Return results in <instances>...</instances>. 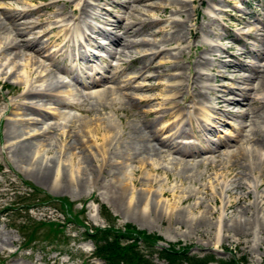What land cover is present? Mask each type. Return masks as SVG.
Here are the masks:
<instances>
[{"label": "rangeland", "instance_id": "374dc122", "mask_svg": "<svg viewBox=\"0 0 264 264\" xmlns=\"http://www.w3.org/2000/svg\"><path fill=\"white\" fill-rule=\"evenodd\" d=\"M16 9L30 11V14L7 21L5 16H14ZM40 16L45 20L39 22ZM0 17V49L4 50L1 49L2 54L0 52V264H105L95 258V246L86 235L85 228H101L109 224L122 231L126 226H132L137 231L154 236L152 240L155 244L150 255L156 263L163 262V249L174 247L198 257H210L213 264L223 261L264 264V169L257 159L262 156L264 160V143H258L264 135V110L261 108L264 93L252 91L258 85L254 79L246 84L239 79L253 78L251 72L230 69L236 63L257 65L259 68L264 66V61L258 62L255 55H242L251 50L263 52L264 26L261 23H264V0H0ZM60 17L65 20L64 24H80L79 31L84 30L91 37L90 59L82 48L74 46L71 34L65 39L64 32L59 31L61 27L57 22ZM175 20L179 21L177 26L173 22ZM26 23H35L37 27L25 31ZM51 27L57 30L50 33ZM127 30L130 34L124 37ZM255 32L263 36L255 38ZM19 33H22L19 41L39 44L43 54L20 46L12 48L14 53L20 52L18 59L13 58L14 53L9 55L11 52L6 50L9 45L5 44V38L13 40ZM114 37H123L126 42L135 41L139 45L112 58L109 51L113 47L108 45ZM100 44L107 48L100 49L97 47ZM29 60H38L36 66H31L33 72L29 77L31 80L28 79V88L35 93L45 91L39 95L25 96L27 88L23 86L20 72L23 68L21 64L29 63ZM10 62L17 63L16 67L6 71ZM156 65L161 67L153 71ZM63 68L66 74L59 71ZM115 68L120 70L116 73ZM101 69L106 71L104 78L112 77L111 73H116V77L115 80H103L94 91L101 92L120 85V93H115L116 105L113 108L108 106L106 110L100 108L93 98H87V93L91 92H85L79 80L75 81L80 70L91 76L93 71ZM41 71L43 79L37 83L35 78ZM138 85L140 90L136 88ZM173 86L179 93L173 99L175 103H171L188 107L183 110L184 114H188L193 107L191 98L195 99L199 92H203L202 97L205 98H196L195 102L212 107V121L207 123L192 109L188 117L178 120V129L174 125L176 119L166 120L165 123L177 130L176 136L188 139L194 135L214 142H218L220 137L226 140V135L234 136L237 127L243 125L239 118L225 115L226 111L241 115L247 110L243 106L229 107L222 98L245 103L240 89L247 88L249 93H254L251 96L260 105L255 103L251 106L250 113L253 118L261 114L256 124L259 130L250 131L253 142H250L247 151L252 152H248L251 156L245 158L249 161L236 162L238 164L233 161L207 163L204 158L212 155L207 153L192 158L189 166H181L176 161L183 158L174 154L168 144H156L152 148V141L156 139L149 132L154 127L155 130L159 128L161 121L157 118L160 114H154V106L160 101L148 104L138 100L142 97L158 99L160 88L174 91ZM110 99L105 101L110 103ZM69 102L74 107L68 106ZM161 109L172 113L170 106L165 104ZM109 119L114 121L115 132L121 133V137L118 133L114 145L110 144V155L107 156L110 159L99 169L102 155L98 149L101 142H94L93 137L85 133L84 126L105 127ZM152 122L151 131H148L147 125L151 126ZM200 126L208 127L211 132L200 133ZM60 145H65V150L61 151ZM43 148H48L45 151L49 162H42L45 157ZM35 150L40 151L37 157ZM197 151L201 152L200 149ZM60 156L63 161L61 176L55 186V167ZM71 156L78 158L81 168L85 169L82 171L84 175L75 182L70 176L69 163L64 162ZM151 160L158 161L159 165L151 169L147 164V168L151 169V177L148 178V170L140 162L149 163ZM199 161L206 162L197 165ZM253 167L255 171L251 169ZM244 173H248L246 180L252 181L250 187L238 185V181L245 183L246 180L242 179ZM115 176L129 184L132 178L136 181V186L129 185V193L122 200L117 199L109 187ZM148 180H152L151 187ZM25 182L54 198L66 200L70 203L69 215L54 204L39 203L40 194L38 199L33 200L35 194ZM161 191L166 194L160 196ZM30 194L31 198L27 199ZM140 195L145 198L147 208L136 202ZM257 196L263 198L260 205H254ZM130 197L134 200L131 205ZM30 203L32 206L29 208L21 207ZM11 206L16 209L2 212L3 208ZM29 218L43 224L39 226L34 240L21 247L27 242L33 226ZM236 219L250 226L237 230L232 227ZM142 252L146 254V249Z\"/></svg>", "mask_w": 264, "mask_h": 264}, {"label": "bare ground", "instance_id": "6f19581e", "mask_svg": "<svg viewBox=\"0 0 264 264\" xmlns=\"http://www.w3.org/2000/svg\"><path fill=\"white\" fill-rule=\"evenodd\" d=\"M76 1V0H75ZM141 1H145V0H141ZM136 2V1H135ZM82 3V2H81ZM75 7V6H74ZM84 7V6H83ZM87 7V6H86ZM158 8V7H157ZM84 9V8H83ZM127 9H128V7H127ZM135 9V8H134ZM137 9V8H136ZM138 10V9H137ZM136 10V11H137ZM16 11H17V13L16 14H14V16L12 15V14H9V15H7V16H5V18H6V20L7 21H15V20H17L18 18H20V16H22V15H28V14H30V11H25V10H18V9H16ZM35 11V10H34ZM130 11V10H129ZM139 11V10H138ZM73 12V11H72ZM84 12V11H83ZM87 12V11H86ZM135 12V11H134ZM91 14V13H90ZM2 15V14H1ZM75 15V14H74ZM82 16H84V14L82 15ZM81 16V17H82ZM79 17V16H78ZM72 18V17H71ZM0 19H1V17H0ZM3 20V19H2ZM39 22H41V21H43V20H45V18L43 17V16H40L39 17ZM59 21L57 22V24L59 25L60 24V26L59 27H61L60 28V32H64V36H65V38H68V36L71 34L74 38H82V34H81V32L79 31V29H80V27H79V25H75V24H64L65 22V20H63V19H61V17L58 19ZM73 20V19H72ZM79 21V20H78ZM84 21V20H83ZM151 21V20H150ZM4 22V21H3ZM3 22L1 23V24H3ZM69 22V21H68ZM174 22V24L177 26L178 25V23H179V21H173ZM81 23H82V21H81ZM152 23H154V21H152ZM158 23V22H157ZM11 24V23H10ZM86 23H84L83 25H85ZM126 24V23H125ZM137 24V23H136ZM135 24V25H136ZM151 24V23H150ZM173 24V23H172ZM263 26H264V23L262 22L261 23ZM82 25V24H81ZM128 25V24H127ZM129 25H132V24H129ZM174 25V26H175ZM21 26V25H20ZM25 27V31H32L35 27H37V25H35V23H34V25H32L31 23H26L25 25H24ZM87 26V25H86ZM124 26V25H123ZM150 26V25H149ZM7 27V26H6ZM5 27V28H6ZM89 27V26H88ZM172 27H173V25H172ZM179 27V26H178ZM4 28V27H3ZM23 28V29H24ZM140 28H142V27H140ZM186 28V27H185ZM117 29V28H116ZM133 29V28H132ZM205 29V28H204ZM3 30V29H2ZM57 29H56V27H51L50 28V33L51 32H55ZM171 30V29H170ZM262 30V29H261ZM5 31V30H4ZM7 31V30H6ZM21 31H23V30H21ZM136 30L134 29L133 30V32H135ZM162 31V30H161ZM176 32H177V30H175ZM258 31V30H257ZM256 31V32H257ZM2 32V31H1ZM159 32V31H158ZM165 32V31H164ZM205 32V31H204ZM254 33L253 35H254V37L255 38H257L258 36H263L262 34H258V33ZM259 32V31H258ZM25 33V32H24ZM29 33V32H28ZM252 33V32H251ZM130 34V32L127 30V31H125L124 32V37H126L127 35H129ZM142 34V33H141ZM104 35V34H103ZM133 35H134V33H133ZM175 35V34H174ZM22 36V33H19L18 35H16L15 36V38L13 39V40H10L9 38H5V44L6 45H9V49H6V50H10V52H11V54H9V55H12L14 52H15V50H13L12 48H18V47H20V46H22L23 48H25V49H27V50H29V49H32L35 53H38V54H41L42 52H44V50L43 49H41L40 47H39V44H37V43H33V42H22V41H19V37H21ZM114 36V35H113ZM154 36V35H153ZM249 36H251V35H249ZM71 37V36H70ZM208 37V36H207ZM1 38V37H0ZM22 38V37H21ZM105 38V37H104ZM179 38H180V36H179ZM10 41H9V40ZM51 40V39H50ZM176 40V39H175ZM255 40V39H254ZM38 40H36L35 42H37ZM126 41H127V39H126ZM124 39H123V37H114L113 38V40H111V42H110V45L113 47V49L112 50H110L109 51V56L110 57H117L118 55H122L123 53H125L126 51H131L132 50V48L133 47H135V46H137V45H139L137 42H133V41H131V42H126ZM144 41H146V40H144ZM264 41V40H263ZM141 43H145V44H147V42H143V41H141ZM149 43V42H148ZM153 43V42H152ZM4 44V45H5ZM150 45V44H149ZM151 45H153V44H151ZM213 46V45H212ZM107 48V47H106ZM214 48V47H213ZM221 48V47H220ZM2 50H3V48H1ZM0 49V52H1V54H2V50ZM131 49V50H130ZM212 49V48H211ZM218 50H219V48H217ZM20 49H18V51H19ZM214 50V49H213ZM212 50V51H213ZM222 50V49H221ZM259 50V49H258ZM262 50H263V52H258V51H256V50H251V51H249V52H243L242 53V55L243 56H248V55H255V57H256V59L258 60V62L260 61H264V44H263V46H262ZM125 51V52H124ZM208 51V50H207ZM211 51V50H210ZM211 51V52H212ZM261 51V50H260ZM3 52H4V50H3ZM20 53V52H19ZM18 52L17 53H14V56H13V58L14 59H18L19 57H20V54H19ZM127 53V52H126ZM131 53V52H130ZM0 54V55H1ZM43 54V53H42ZM154 55V54H153ZM22 56H24V55H22ZM87 58H89V56L88 55H85ZM22 58V57H21ZM20 58V59H21ZM47 58H50L49 56L47 57ZM52 58V57H51ZM71 58V57H70ZM80 58V57H79ZM23 60V59H22ZM10 61V60H9ZM21 63H23V62H21ZM203 63V62H202ZM7 64V63H6ZM6 64H5V66H6ZM17 64V63H16ZM16 64L14 63V62H10V63H8L7 64V66H6V71L7 70H11V69H15V67H16ZM31 64V65H30ZM38 64V60L37 61H31V60H29V63L27 62V63H24V64H21V65H23V68L21 67V78H22V80H23V86L25 87V88H27V91H26V93H25V96H30L31 94H35V95H39L40 94V92H42V91H40L39 93H35V92H32L31 90L29 91V80H31V79H29V77H31V74H32V70H31V66L33 65V66H36ZM53 64V63H52ZM198 64V63H197ZM196 64V65H197ZM21 65H18V66H21ZM200 65V64H199ZM204 65V64H203ZM32 66V67H33ZM42 65L40 64V67H41ZM58 66V65H57ZM105 66V65H104ZM40 67H38L37 68V70L40 68ZM159 67H161V65L159 66ZM157 65L155 66V67H153V71H155L156 69H158L159 68ZM1 68V67H0ZM152 68V67H151ZM201 68V67H200ZM3 69V68H2ZM116 69V68H115ZM119 69V68H118ZM118 69H116L115 70V72L117 73V71H118ZM177 69V68H176ZM230 69H236V70H238V71H249V72H251L253 75H254V77L253 78H239L241 81H242V83H247V81H253V80H251V79H254L255 81H254V83H258V85H257V87H254V89L252 90L254 93L257 91V93H260L261 94V92H263L264 93V66H263V70H261V68H259V66H257V65H244V64H241V63H236V64H234L232 67H230ZM20 70V69H19ZM44 71H45V69H43ZM120 70V69H119ZM59 71H64V68L63 69H61V70H59ZM139 71V70H138ZM149 71V70H148ZM66 72L67 71H64V74H66ZM43 72L41 71L37 76H36V82L38 83V81L39 80H41V79H43L42 78V76L40 75V74H42ZM104 73H106V71L104 70V69H101V71H96V72H94V74L90 77V76H87L86 77V79H79L78 77H76L75 78V81H76V83L78 82V80H79V83H80V85H81V87L85 90V92L87 91V92H89V91H92V93H90L89 94V97L92 99L93 98V100L94 101H97L98 103H99V106H100V108H102L103 110H106L107 108H108V106H110V108H113L114 107V105H116V103H115V101H116V99H115V97H116V92L117 93H120V85L118 84L117 85V87L116 88H114V89H105V90H103V91H93L94 89L93 88H95L97 85H100V83H102V81L103 80H109V79H114L115 77H116V73H111L112 75V77H110V78H104L103 77V74ZM156 73V72H155ZM8 74V73H7ZM197 74V73H196ZM200 74V73H199ZM20 75V74H19ZM191 75H193V74H191ZM200 75H202V74H200ZM119 76V75H118ZM90 77V78H89ZM29 79V80H28ZM191 79V78H190ZM195 79V78H194ZM115 80V79H114ZM200 80V79H199ZM203 80V79H202ZM231 81H233V79H231ZM238 81V80H237ZM32 82V81H31ZM112 82V81H111ZM63 83V82H62ZM107 83V82H106ZM194 83V82H193ZM197 83V82H196ZM251 83V82H250ZM59 84H61V83H59ZM195 84V83H194ZM31 85V84H30ZM103 85V84H102ZM198 85V84H197ZM62 86V85H61ZM60 86V87H61ZM64 86V85H63ZM127 86V85H126ZM125 86V87H126ZM129 86V85H128ZM163 86V85H162ZM105 87V86H104ZM141 88V86L140 85H138L136 88ZM178 87V86H177ZM182 87V86H181ZM97 88V87H96ZM122 88V87H121ZM140 88H139V90H140ZM170 87H168V89H169ZM172 89L174 88L175 89V87L173 86V87H171ZM190 88V87H189ZM188 88V89H189ZM195 88V87H194ZM252 88V87H251ZM123 89V88H122ZM180 89V88H179ZM182 89V88H181ZM180 89V90H181ZM26 90V89H25ZM124 90V89H123ZM138 90V89H137ZM194 90V89H193ZM192 90V91H193ZM235 90V89H234ZM38 91V90H37ZM199 91V90H198ZM236 91V90H235ZM249 91L250 90H247V88H245V89H240V92H242L241 94H242V100L243 101H245V103L244 102H242V101H237V100H232V101H230V100H228V99H225V98H222V101H223V103L225 104V105H227V106H229V107H233V106H243V107H247V110L246 111H244V113H242L241 112V115L239 114V113H236V114H233V112H231V110L230 111H226L225 112V115H227V116H233V117H236V118H239L240 120H241V124H243L242 126H240V127H237L238 129L235 131V135L234 136H228V137H226V140H224L222 143H219V144H215V143H212L211 142V140L210 139H207V140H205V139H203V138H200L199 139V141L201 142V143H211V145L208 147V149H207V152L205 153V154H212V158H208V160H206L207 161V163H212V162H224V164L225 163H228V162H230V161H233L235 164H238V163H236V162H241L242 160H245V158H248L247 156H251L250 154H248V152H250V151H247L248 150V148H249V146H250V142H253V139L251 138V132L253 131V130H255V131H257V118H259L260 119V117H259V115L261 114H259V115H256L254 118L251 116V111H250V107L251 106H253V105H255V103L257 104L259 101H257L256 100V98L255 97H252L251 95H254V93H249ZM45 92V91H44ZM44 92H42V93H44ZM234 92V91H233ZM239 92V91H238ZM237 92V93H238ZM47 94H48V92H46ZM159 95H160V97L158 98V99H148V97H142V98H140L139 100H138V102H140V103H152L153 101H160L159 103H158V105H156V106H154L156 109H155V112H154V114L156 113V114H160L159 116H158V118H157V120H159V122H160V124H159V128H158V130H155V127L153 128L154 130L152 131V132H149V134H151V136H153V137H155V138H153L155 141H152L154 144H152L151 146H152V148H154V146L157 144H159V146H162V145H165V144H168L169 145V147H170V149H171V151H173L174 152V154H177L179 157H181V158H183V159H181L180 161H176V163H178V164H181V166L182 165H188L189 166V164H190V160L192 159V158H196V157H199L202 153H203V151L200 149V151L201 152H198L197 151V149H199V147L197 146V145H195V144H186V145H182L181 143H179V142H177V140H179V139H181L183 136H176L175 134H177V130L175 131L173 128H172V125H170L169 123H165V121L166 120H170V119H173V120H175V122H174V125H175V128L178 126V125H180L179 123V121L178 120H183L184 119V117H186L187 115H189L190 114V112H191V110L193 109L194 110V113L196 112V113H199V115L203 118V119H205V121L208 123V122H210V121H212V120H210V118L213 116L212 115V113H211V111H210V109H209V107H207V106H203L204 104H198V103H196L195 102V99L197 98V99H199L200 98V100H203V98H205L204 96L202 97V93L201 92H197L198 93V96H196V98L194 99V98H191V102H192V104H193V107H191L190 108V111H188V114H184V112H183V110H186V109H188V107H186V106H176V104L174 105L173 103H171V101L172 102H174L173 101V99L176 97V95L179 93V90L178 89H175L174 91L173 90H171V91H168V90H166V88H160V90H159ZM193 93V92H192ZM195 93V92H194ZM46 94V95H47ZM196 94V93H195ZM194 94V95H195ZM259 94V95H260ZM34 95V96H35ZM118 95V94H117ZM33 96V95H32ZM31 96V97H32ZM256 96V95H255ZM43 97V96H42ZM53 97V96H52ZM111 98L110 100H111V102L109 103H107L105 100H108V98ZM194 97V96H193ZM26 98V97H25ZM33 98V97H32ZM58 98V97H57ZM84 98V97H83ZM117 98V97H116ZM121 98V97H120ZM230 98H232V97H230ZM235 98V97H234ZM237 98V97H236ZM118 100V99H117ZM120 100V99H119ZM118 100V101H119ZM132 100V103H134L135 102V100L132 98L131 99ZM260 100V99H259ZM60 101V100H59ZM176 101V100H175ZM218 101V100H217ZM61 102V101H60ZM119 102H121V100L119 101ZM261 102H264V101H261ZM63 103V102H62ZM65 103V102H64ZM167 103V104H166ZM175 103V102H174ZM68 104V106H72V107H74V105H70L71 103L69 102V103H67ZM108 104V105H107ZM165 104V106H170V110L172 111V113H169L168 111H164V110H162L161 109V107L163 106ZM178 104V103H177ZM259 104V103H258ZM23 105H24V103H23ZM81 104H79V106H80ZM181 105V104H180ZM260 105V104H259ZM22 106V105H21ZM26 106V105H25ZM98 106V107H99ZM24 107V106H23ZM33 107V106H32ZM176 107H178L179 109H177V111H176ZM76 108V107H75ZM80 108V107H79ZM78 108V109H79ZM215 108V107H214ZM242 108V107H241ZM259 108V107H258ZM261 108H262V110H264V103L261 105ZM33 110V109H32ZM258 110H260V109H258ZM239 111V110H238ZM238 111H236V112H238ZM254 111H255V108H254ZM261 111V110H260ZM80 112H81V110H80ZM240 112V111H239ZM256 112V111H255ZM263 112V111H262ZM257 113V112H256ZM256 113H254V114H256ZM264 113V112H263ZM262 113V114H263ZM194 115V114H193ZM196 115V114H195ZM181 116H183V118H181ZM192 116V115H191ZM224 116V115H223ZM188 117V116H187ZM264 116H262V118H263ZM191 119H192V117H190ZM225 118V117H224ZM189 119V118H188ZM226 119V118H225ZM112 119H109L107 122H105V127H103V126H99V125H97V126H95V127H92L91 125H89V124H87V125H85L84 126V128H85V133H88V134H90L92 137H93V139H94V142H96V140H100V142H101V147H99V152H100V154L102 155V160L100 161V167H99V169H101L103 166V164H105V162H108V160L110 159V158H107V156L108 155H110L109 153H110V151H108V147L110 146V144L112 143L113 144V142L114 141H116L117 139V134L119 133H116L115 131V123L113 124V122L114 121H112ZM178 121V122H177ZM189 121H191V120H189ZM204 121V120H203ZM250 121V122H249ZM260 121V120H259ZM259 121H258V123H259ZM263 121V120H262ZM261 122V121H260ZM144 123V122H143ZM182 123V122H181ZM239 123V122H238ZM262 123H264V122H262ZM11 124V123H10ZM9 124V125H10ZM151 124V126H148L147 124V127H148V131H151V127L153 126V122L152 123H150ZM206 124V123H205ZM140 126V125H139ZM10 127H13V125L12 126H10ZM15 127V126H14ZM16 127H18V126H16ZM127 127V126H126ZM158 127V126H157ZM179 127V126H178ZM200 127H202V129H199L198 131H200V133H202V132H204V131H206V132H211V129H209L208 127H205V126H200ZM258 127H261V125L260 126H258ZM144 128V127H143ZM236 128V127H235ZM18 129V128H17ZM127 129V128H126ZM140 129V128H139ZM144 129H147L146 127L144 128ZM173 129V130H172ZM176 129H178V128H176ZM252 129V130H251ZM21 130V129H20ZM141 130V129H140ZM259 130V129H258ZM262 130V129H261ZM14 131H16V130H14ZM83 131V130H82ZM124 131V130H123ZM126 131V130H125ZM142 131H143V129H142ZM147 131V132H148ZM175 131V132H174ZM251 131V132H250ZM262 131H264V130H262ZM262 131H261V133H262ZM18 132H20V131H18ZM213 132V131H212ZM259 132V131H258ZM14 133V132H13ZM30 132H28L27 134H29ZM192 133V132H191ZM246 133H250V135H247L246 136ZM255 132H253V134H254ZM23 134V133H22ZM263 134V133H262ZM98 135H99V137L100 138H98ZM121 135V133H119V136ZM142 135V134H141ZM147 135V134H146ZM201 135V134H200ZM160 136H162L163 138H161V139H157L156 137H159L160 138ZM247 138H246V137ZM121 137V136H120ZM200 137V136H199ZM260 137V136H259ZM143 138V137H142ZM242 138H245V139H247V141L245 142ZM121 139V138H120ZM149 139V138H148ZM147 139V142H149V140ZM225 139V138H224ZM255 139V138H254ZM222 140V139H221ZM145 141V140H144ZM227 141V142H226ZM150 143V142H149ZM161 143V144H160ZM247 143H249V144H247ZM258 143H264V135L262 136V138L260 139V140H258ZM235 144V145H234ZM246 144H247V146H246ZM114 145V144H113ZM146 145V144H145ZM146 146H149V145H146ZM245 146H246V148H245ZM257 146V145H256ZM65 145H60V150L61 151H63V150H65ZM113 148H114V146H112ZM119 147V146H118ZM262 147V146H261ZM146 148V147H145ZM149 148V147H148ZM48 149V148H47ZM47 149L46 148H43V153L45 154V157L42 159V162H49V160H48V156L46 155V151H47ZM129 149V148H128ZM46 150V151H45ZM148 150V149H147ZM254 150V149H253ZM258 150V149H257ZM35 151H37V150H35ZM117 151H118V149H117ZM121 151V150H120ZM130 151V150H129ZM150 151V150H149ZM115 152V151H114ZM153 152V151H152ZM252 152V151H251ZM250 152V153H251ZM156 153V152H155ZM243 153H245V155L243 154ZM259 154H260V152H258ZM40 154V151H37L36 153H35V155H36V157L38 156ZM120 154V153H119ZM124 154V153H123ZM126 154V153H125ZM121 155V154H120ZM127 155H129V154H127ZM159 154L157 153V156H158ZM115 156H118V155H115ZM209 156V155H208ZM257 156V155H256ZM132 157V156H131ZM61 158V156L60 157H58L57 158V164H56V167H55V179H54V184H55V186L57 185V183H58V180L60 179V176H61V165H62V163H63V161L60 159ZM117 158V157H116ZM119 158V157H118ZM123 158V157H122ZM121 158V159H122ZM132 158H134V157H132ZM138 158V157H137ZM249 159H250V157H249ZM257 159L261 162L260 163V166H261V168L262 169H264V160L262 159V156L261 157H257ZM125 160V159H124ZM123 160V161H124ZM132 159H130L129 161H131ZM158 160V159H157ZM206 161H201V162H206ZM246 161V160H245ZM247 161H249V160H247ZM246 161V162H247ZM251 161V160H250ZM64 162H68L69 163V172H70V176H71V178H72V180L75 182L76 181V179L78 178V177H80V176H82V175H84L83 173H82V171L84 170L85 171V169H83V168H81V161L78 159V158H73V156H71L69 159H66ZM132 162V161H131ZM200 161L198 162V163H196L197 165L199 164V163H201ZM243 162V161H242ZM254 162V161H253ZM83 163V162H82ZM120 163H122V164H124L123 162H120ZM233 163V164H234ZM110 164H111V162H110ZM113 164H114V162H113ZM118 164H119V162H118ZM122 164H120V166L122 165ZM149 165V168H151V169H154V168H156V167H158V165H159V162L158 161H154V160H151V162H149V163H145V161H141L140 162V165L141 166H143V167H145L147 170H148V173L146 174V176L149 178V177H151V172H150V170L151 169H148L147 167H148V165ZM241 164V163H240ZM115 165V164H114ZM117 165V164H116ZM125 165V164H124ZM196 165V166H197ZM112 166V165H111ZM177 166H179V165H177ZM180 166V167H181ZM195 166V167H196ZM216 166H217V164H216ZM241 166H244V165H241ZM248 166H250V164L248 165ZM252 166H253V163H252ZM255 166V165H254ZM105 167V166H104ZM122 167V166H121ZM142 167V168H143ZM160 167V166H159ZM191 167V166H190ZM195 167H193V168H195ZM212 167V166H211ZM220 167V166H219ZM232 167H234V165H232ZM245 167V166H244ZM247 167V166H246ZM256 167V166H255ZM111 168V167H110ZM116 168V167H115ZM192 168V167H191ZM190 168V169H191ZM221 168V167H220ZM183 169V168H182ZM186 169V168H185ZM209 169V168H208ZM248 169V168H247ZM251 169H253L254 171H255V169H254V167L253 168H251ZM258 169V168H257ZM217 170V169H216ZM233 170V169H232ZM239 170V169H238ZM105 171V170H104ZM114 171V170H113ZM236 171V170H235ZM246 171V170H245ZM263 171V170H262ZM244 172V171H243ZM242 172V173H243ZM108 173H110V172H108ZM120 173H122V172H120ZM138 174V173H137ZM241 174V173H240ZM239 173H238V175H240ZM255 174V173H254ZM114 175V174H113ZM117 175V174H116ZM118 175L119 176H121L119 173H118ZM133 175H134V172H133ZM243 175V174H242ZM118 176V177H119ZM248 176V173H244V175L242 176V179H244V180H246V177ZM121 177H123V175L121 176ZM120 177V178H121ZM239 177V176H238ZM168 178V177H167ZM171 178V177H170ZM113 184H111L109 187L111 188V190L113 191V192H115V197L117 198V199H119V200H122V199H124V198H126V196L128 195V193H129V190H128V188H129V185L131 184L132 186H136V181L134 180V178H132L131 179V181H130V184L129 183H127L126 181H123V180H119L116 176L115 177H113ZM121 179H123V178H121ZM240 180V179H239ZM111 181V180H110ZM109 181V182H110ZM151 182H152V180H148L147 181V183H149V185H150V187L152 186L151 185ZM154 182V181H153ZM244 182V181H243ZM243 182H239L238 181V185H240V187H242L244 184L245 185H247L248 187H250L251 186V184H252V181H250V180H246L245 181V183H243ZM120 183V184H119ZM109 184V183H108ZM225 184H227V182H225ZM255 187H257V185L255 186ZM223 188V187H222ZM225 188H226V186H225ZM237 189V188H236ZM235 189V190H236ZM241 189V188H240ZM244 190V189H243ZM166 194V192L165 191H161L160 192V196H164ZM128 199H129V196L127 197ZM127 199V200H128ZM263 198H261V197H258L257 196V199L255 200V203H254V205H260L261 203H263V200H262ZM126 200V201H127ZM184 200V199H183ZM183 200H180V202H182ZM120 202V201H119ZM136 202L137 203H139V204H141V206H144L145 208H147V205H146V203H145V198H143L141 195L137 198V200H136ZM134 203V200H133V198L132 197H130V200H129V204L131 205V204H133ZM235 226V229H246V228H248V226H250V224L249 223H243V222H241V221H239V220H234V222H233V224H232V227H234Z\"/></svg>", "mask_w": 264, "mask_h": 264}, {"label": "trees", "instance_id": "16d2710c", "mask_svg": "<svg viewBox=\"0 0 264 264\" xmlns=\"http://www.w3.org/2000/svg\"><path fill=\"white\" fill-rule=\"evenodd\" d=\"M25 184L32 188V199H38V202L42 204H54L58 206L60 210L68 214L70 211V203L64 199H58L40 191L38 188ZM31 198V194L29 198ZM32 204L23 205L21 207H31ZM18 208V207H17ZM16 207H5L2 212L11 211ZM69 215V214H68ZM33 226L28 234L27 243L34 240V235L37 233L39 226L43 222H35L34 219L29 218ZM86 235L90 238L95 246V257L102 260L105 264H213L210 257H198L197 255L191 254L189 251H182L181 249L176 250L174 247L170 249H163L162 263L154 262L151 257V249L155 244L154 236L146 235L141 231H137L132 226H126L124 230L116 228L114 225H107L105 227H86ZM57 233V232H55ZM146 249V254L142 252ZM220 264H235L233 261H223Z\"/></svg>", "mask_w": 264, "mask_h": 264}]
</instances>
